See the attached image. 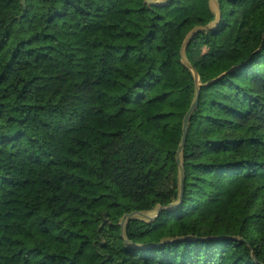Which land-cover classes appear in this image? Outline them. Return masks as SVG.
<instances>
[{
    "label": "trees",
    "instance_id": "obj_1",
    "mask_svg": "<svg viewBox=\"0 0 264 264\" xmlns=\"http://www.w3.org/2000/svg\"><path fill=\"white\" fill-rule=\"evenodd\" d=\"M0 0V264H264V0Z\"/></svg>",
    "mask_w": 264,
    "mask_h": 264
},
{
    "label": "water",
    "instance_id": "obj_2",
    "mask_svg": "<svg viewBox=\"0 0 264 264\" xmlns=\"http://www.w3.org/2000/svg\"><path fill=\"white\" fill-rule=\"evenodd\" d=\"M148 3L150 4H156L153 0H146ZM167 0H163L161 3H164L166 2ZM212 2V5L217 13V16H218V19H217V22L215 24H210L208 26H199V27H196L194 28L189 34L188 36L186 37L185 41H184V44L182 46V49H181V57H182V62L184 63V65L186 67H188L194 74V77H195V80H196V84H197V95H196V98L190 108V110L187 112L185 118H184V125H183V138H182V141H181V144L179 146V149L177 151V164L179 165V168H180V177H181V191H180V200L178 203L176 204H173V205H170L168 207H159V209L155 212H151V213H141V212H133V213H130V214H126L124 216V218L122 219V222H121V226L124 230L127 222L131 219H134V218H143V219H148V220H154L155 218L158 217V215L165 209H169V208H172V207H176L178 206L182 200H183V195H184V172H183V167H182V152L185 148V145L187 143V138H188V125H189V121H190V118L193 114V112L195 111V109L197 108L198 104H199V101H200V95H201V87H202V84H201V81H200V77H199V74L198 72L193 68V66L190 64V62L188 61V59L186 58V55H185V52H186V49L188 47V45L190 44V41L191 39L193 38V36L199 32V31H202V30H211V29H214L216 28L219 23H220V20H221V12H220V7H219V4L216 0H211Z\"/></svg>",
    "mask_w": 264,
    "mask_h": 264
}]
</instances>
